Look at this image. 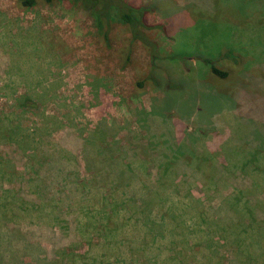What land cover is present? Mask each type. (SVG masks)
<instances>
[{
  "label": "rangeland",
  "instance_id": "obj_1",
  "mask_svg": "<svg viewBox=\"0 0 264 264\" xmlns=\"http://www.w3.org/2000/svg\"><path fill=\"white\" fill-rule=\"evenodd\" d=\"M15 1L0 0V239L53 228L72 251L48 264H264L261 0L245 10L238 0H125L151 8L139 30L161 57L154 63L114 11L104 40L66 1L26 11ZM151 71L174 86L155 90ZM30 166L40 179L21 184L15 172ZM112 199L110 218L94 209Z\"/></svg>",
  "mask_w": 264,
  "mask_h": 264
},
{
  "label": "trees",
  "instance_id": "obj_2",
  "mask_svg": "<svg viewBox=\"0 0 264 264\" xmlns=\"http://www.w3.org/2000/svg\"><path fill=\"white\" fill-rule=\"evenodd\" d=\"M54 1H57V2L66 1L70 4V6L80 9L81 11L85 12L87 16H89L92 19L96 29L99 31V34L104 40H107V34H108V29H109L108 27L112 20L111 14L114 11L115 19H117L118 22L123 24L128 30L129 35H130V41L138 40L143 45H145L149 51L151 62L154 63L155 60H158L159 58H161L155 53V47L153 43L149 39L145 38V36L139 30L140 28L147 27L144 22V15L146 12L151 11V8L149 6L140 5L138 7H134L126 3L125 0H16L15 3H16V6L20 10L26 11L33 7L39 6L41 4L50 5ZM238 1L243 3V5L241 6L243 7V10H245V9L251 8L252 5L257 0H238ZM259 7L264 10V0H261V2L258 3L257 8ZM235 8L237 9L236 6ZM243 10L241 11V13H243ZM239 14H240V11H239ZM226 56L227 54H225V57ZM170 58L174 60L173 56L169 57V59ZM167 59L168 57L165 60ZM179 59L185 64L190 61L189 59L185 60L182 57H179ZM194 59H196V62L198 64L205 66L208 69V72L210 73V75H212L213 77L217 79H224L227 77L228 75L227 72L222 71L221 69L216 67L215 60H213L211 57L196 56L191 60H194ZM151 67H153L151 69L152 71L153 69L157 70V68H155L153 64ZM152 71L150 72V75L148 76L147 79L151 82L155 90H158L164 84L173 85L174 81L170 80L168 76L159 78L158 74L156 76L155 74L152 73ZM259 82L264 85V79H262ZM97 150H99L98 156L101 155L105 157L103 154H106V157H108V159L107 160L105 159V161L107 163L109 162V159L115 160L109 153H106V151L104 150V147H101L100 144L98 145L96 144L95 151ZM185 163L187 164L186 161ZM38 164L40 165V163ZM15 174L19 177L18 179L20 180L21 184H24L27 181L35 180V179L39 181L40 179L39 173L34 166L21 169V171L19 172L16 171ZM149 175L152 177L156 176L157 180L156 179L155 180L157 182L156 184H158V179L160 176L159 169L158 168L152 169ZM116 177L117 178H115V180L121 182V180L118 179V178H121L119 174L116 175ZM66 178L68 179V181H70V175L68 173L66 174ZM71 189H72V186L69 187L68 192H70ZM19 193L22 194L21 191ZM44 194H45V198L47 196V201H48V191H46ZM141 196L143 197H141L139 201L140 204L138 205L139 206L138 209L140 208L139 209L140 211L138 215L144 216L145 219L147 220L146 217L154 213L152 211L153 207H151L153 200H151V196L149 195L148 191L144 193V195H141ZM116 201H117L116 199H112V201L108 204L97 203L98 204V205L96 204L97 206L96 205L95 206L92 205V206H94V209H96L97 207L102 208V206L104 209L107 208L106 209V211L108 212L107 214L110 215L108 216V218H110L111 215L113 214V210L115 206L117 205ZM233 205L235 204L232 203L231 206ZM45 207H47V210H48V205H46ZM125 207L129 208V203L125 202L121 204L122 210H124ZM82 218L78 222L75 221V224L79 226V230L84 229L85 224L88 222V219H89L86 215H84ZM109 224H110L109 221L105 223L104 228H109ZM147 224L148 223L145 222V227L148 226ZM35 227H38V226L36 225L26 226L24 228L23 233L22 232L20 233L18 229L15 231L11 230V231L1 233V236L3 238L0 239V264H48V262H51L49 259L55 260V257L59 253L63 252L66 248H68L67 249L68 251L71 250L70 247H66L61 244L59 246L56 245L58 243H55L53 239H55L56 238L55 236H57L59 233H56L55 230L51 227L48 228V230H46L45 234H41L40 237L38 238L36 237L34 238L33 236H31L32 239H28L22 236V235H25V233L32 235L33 229ZM113 231L114 229L108 230L109 234L110 233L112 234ZM48 232L51 235L49 237H48ZM103 234L104 235H100V236L104 240L106 239L110 240L111 236L108 235L107 232ZM106 245H109V244H106ZM12 246L14 248H12ZM39 252L41 254L40 257H38ZM16 253H20L19 254L20 256L19 257L16 256ZM25 253L29 254L28 255L29 257H26L27 255H25ZM70 255L71 254H69V257ZM2 260H4L5 263H3ZM60 263H61V260H60Z\"/></svg>",
  "mask_w": 264,
  "mask_h": 264
}]
</instances>
